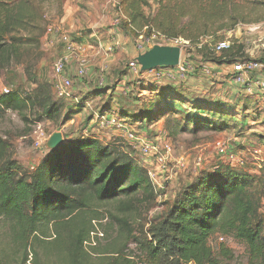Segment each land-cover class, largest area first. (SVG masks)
Instances as JSON below:
<instances>
[{
  "label": "rangeland",
  "instance_id": "obj_1",
  "mask_svg": "<svg viewBox=\"0 0 264 264\" xmlns=\"http://www.w3.org/2000/svg\"><path fill=\"white\" fill-rule=\"evenodd\" d=\"M118 1L2 0L1 16L9 11L13 21H19V24L7 36V39L14 38L13 43L8 42L9 40L6 42L14 44L18 52L0 68V87H7L10 91H30L35 85L28 77L27 70H30L36 83L46 82L52 86L55 80L54 65L64 50L56 37L52 38L47 34L49 27H59L72 37L81 33L83 39L80 41L89 48L85 54L89 70L86 78L74 77L73 63L66 66V75L73 84L69 91L71 97L65 100L70 102L66 106H74L82 98L88 100L89 106L84 111H78L77 107L69 110L67 106V112L62 114H67L71 120L58 125L40 119L38 112L25 113V119L15 112L1 114L0 138L8 145L6 156L24 169H31L49 153L46 143L54 133H60L64 137L63 144L80 138L101 137L102 134L117 136L116 132L101 130L96 124V114L105 110V114L118 116L125 121L127 127L140 139L158 144L161 151L169 149L168 171L161 173L150 155L143 157L137 149H130L122 139L115 136L102 137V143H117L140 167L153 175L156 200L150 207L140 206L141 217L133 215L130 219L136 230L145 221L160 218L176 195L196 180L198 173L212 172L220 165H228L227 160L216 153L215 143L218 141L230 147L231 153L238 159L237 163L243 162L241 168L230 165L233 170L259 177V183L253 187L252 192L260 197L259 213L264 215V95H259L258 90L253 94L244 93L242 88L231 83L228 76L234 62L241 59H264V0H250L239 12L248 24H240L231 31L219 34L230 45L232 42L243 45L240 53L231 58H223L221 54H212L206 50L202 55L196 53L194 47L184 43L181 56L189 69L183 79L155 80L147 71L140 73L142 78L139 82L134 76L130 77L134 80L124 84L127 94L120 89L119 77L127 74L126 65L131 60L129 50L134 51L137 44L147 39L145 34L148 27H143L139 36L134 38L133 34L126 36L120 26L116 35L126 41L124 49H115L106 59L103 51L94 44L96 36L105 45L108 38L105 31H112V22L119 17L115 10ZM146 1L148 7H142L143 18L147 19L146 26L154 27L152 21L159 10L158 1ZM182 13L187 14L183 23L193 21L194 28L199 27L200 23L196 18L201 16L187 8ZM254 19L263 21L251 23ZM215 25L217 24L213 23ZM116 40L120 45V40ZM205 57L216 61L204 62ZM206 63L216 67L226 64L229 68L225 73L219 74L216 67L210 70ZM105 66L107 68L103 71ZM99 76L104 80L101 87ZM101 88H105V91L91 92ZM95 110L97 113L93 114ZM122 110H125V114L121 113ZM86 129L88 132H85ZM94 207L95 210H87L82 215L92 218L93 213L99 214L92 218L96 219L95 224L92 223L93 233L97 229L103 234V238L97 239L95 236L86 246L87 252L96 257V253L102 252L111 242L120 244L121 240H118L117 230L109 221V213L115 212L116 205L109 203ZM13 235L9 221L0 216V261L3 264L21 262V249L15 243ZM218 238H223L221 245L231 251L232 258L224 264L249 263L245 244L220 231L210 241L214 251L220 247ZM53 239L52 234L48 233L45 240L50 245ZM53 248L40 247L43 262L64 264L62 254ZM128 249L131 250L132 246ZM25 264L31 263L27 261ZM93 264H98V261L94 260Z\"/></svg>",
  "mask_w": 264,
  "mask_h": 264
},
{
  "label": "trees",
  "instance_id": "obj_2",
  "mask_svg": "<svg viewBox=\"0 0 264 264\" xmlns=\"http://www.w3.org/2000/svg\"><path fill=\"white\" fill-rule=\"evenodd\" d=\"M157 1L154 27H149L142 13V7H148L146 0H119L115 7L119 16L117 29L121 26L126 36L133 34L137 38L141 29L148 27L145 35L157 33L167 39H181L202 55L208 50L231 58L243 50L244 46L237 42L220 53L214 52V46L223 42L220 33L248 24L239 12L250 0ZM1 2L0 68L18 52L6 40L13 43L14 38L7 36L19 24L9 11L1 16ZM185 8L201 16L196 18L198 28H194L193 21L183 23L187 16L182 13ZM260 21L263 20L254 19L251 23ZM255 62L264 65V59ZM26 73L34 88L1 95L0 115L15 112L25 119V113L38 112L40 119L58 125L71 120L62 114L67 112V106L69 110H80L87 104L81 98L74 106H66L68 101L55 98L51 84L36 83L30 70ZM126 73L120 80L125 76V82L134 80L128 70ZM104 89H95L93 93ZM123 92L127 94L126 90ZM124 111L121 113L125 114ZM7 147L0 138V216L12 226L14 241L21 249L20 264H45L40 255L42 246H53L62 254L64 264H93L94 260L98 264H224L232 258L231 251L221 243L214 251L210 241L217 231L245 244L248 264H264V215L259 213L260 197L252 192L259 183L256 175L233 170L229 165H220L212 172L201 171L194 182L176 195L160 218L145 221L136 230L130 219L133 215L141 217L140 206L150 207L157 192L147 170L119 146L105 145L95 137L80 138L49 150L31 169H24L6 156ZM109 203L116 205L115 212L109 213V221L121 243L111 242L93 257L86 246L94 232L96 219L92 218L99 214L93 211L92 218L82 214L95 210V205ZM48 233L54 237L50 245L45 240Z\"/></svg>",
  "mask_w": 264,
  "mask_h": 264
},
{
  "label": "built area",
  "instance_id": "obj_3",
  "mask_svg": "<svg viewBox=\"0 0 264 264\" xmlns=\"http://www.w3.org/2000/svg\"><path fill=\"white\" fill-rule=\"evenodd\" d=\"M118 18H115L112 22V30L111 36L109 37L108 41H106L104 46L101 42L95 41V45L99 48V50L103 51V55L105 56L104 59L108 58L110 55L114 53L115 49H118L120 45L117 44L116 34L118 33ZM47 34L49 37L57 38L62 44V48L64 50L63 55L56 61L54 65V74L55 80L52 83V91L56 99L59 100H66L71 97L70 89L72 87V80L66 75V66L67 64L74 65V77L77 79L86 78L89 74V70L86 67L87 61L86 56L89 51L87 45H85L82 41L83 37L82 34H76L74 37L67 35L59 27H49L47 29ZM114 41H116L114 43ZM108 43V44H107ZM184 41L181 39H167L161 37L157 33H152L151 35L147 36V39H144L137 44L135 49L138 53L147 51L151 49L155 45L159 46H169V47H179L181 49V54L183 51ZM230 47V44L226 41L217 43L214 46V52L220 53L224 50H227ZM102 55V56H103ZM106 66L104 67L103 71L106 70ZM189 65L182 61V56H180V61L177 67L173 69H156L152 71H148L147 73H151L152 77L155 80L160 79H167V80H176V79H183L188 72ZM128 73L135 77V79H141L139 66L137 63L132 59L127 64ZM264 70V65H261L258 62L252 60L246 61H238L232 63L229 72V80L232 84L240 87L243 89V92L246 94H253L256 90L264 91V84H262L256 77L255 74ZM99 86H103V78L99 76ZM124 81L128 80V77H123ZM11 91L4 86L0 87V96L7 95ZM109 114V113H108ZM97 117V126L101 130H111L116 132L119 137L124 141V143L132 150L139 151L141 155L147 156L150 155L153 158L155 166L157 170L161 173H166L168 171V153L169 149L165 152L161 151L158 147V144L152 143L148 140L140 139L139 136L134 135V133L127 127L126 122L122 121L118 116L103 113V114H96ZM39 129V127L37 128ZM85 132H88L86 129ZM215 150L219 156L224 157L228 165H236L241 168L243 162H238V159L231 153L230 147L226 145L224 142H216L215 143ZM256 154V152L254 151ZM168 161V162H167ZM233 163V164H232ZM147 170V169H146ZM148 176L155 186L154 178L152 173L147 170ZM91 241L93 237H98L99 239L103 237L102 233H99L96 229V233L91 234ZM218 242L222 243L223 238H218ZM92 245L95 246V243L92 242Z\"/></svg>",
  "mask_w": 264,
  "mask_h": 264
},
{
  "label": "water",
  "instance_id": "obj_4",
  "mask_svg": "<svg viewBox=\"0 0 264 264\" xmlns=\"http://www.w3.org/2000/svg\"><path fill=\"white\" fill-rule=\"evenodd\" d=\"M181 56L179 47L155 45L151 49L139 53L134 61L139 66L140 73L156 69H173L178 66ZM64 143L60 133H54L46 143V148L52 150Z\"/></svg>",
  "mask_w": 264,
  "mask_h": 264
},
{
  "label": "crops",
  "instance_id": "obj_5",
  "mask_svg": "<svg viewBox=\"0 0 264 264\" xmlns=\"http://www.w3.org/2000/svg\"><path fill=\"white\" fill-rule=\"evenodd\" d=\"M111 16V15H110ZM113 32V30L111 31V29H109V30H106L105 31V34H107V36H108V38L111 36V33ZM94 38V37H93ZM108 38L106 39V41H108ZM95 40H94V43H95V41L96 40H98L97 38H96V36H95V38H94ZM116 39H118V40H120L119 42H120V48H122V49H124V47H123V45L126 43V41H124L121 37L119 38V35H116ZM105 41V42H106ZM129 52H130V54H131V59H134L139 53H138V51H135V49H134V51H132V50H129ZM110 58H112L113 59V57H110ZM207 66H208V68L210 69V70H214V68L216 67V65H213V64H210V63H208V64H206ZM217 69V71H218V73L220 74V73H225L227 70H228V66L226 65V64H222V65H219V67H216ZM255 77L259 80V81H261V83L262 84H264V71H262V72H259V73H256L255 74ZM131 82V81H130ZM126 82L124 81V79H123V77L121 78V80H120V83L119 84H121L120 85V89H122V90H125V88H124V84H125ZM198 84H196V86H197ZM199 86V85H198ZM95 90V89H94ZM93 90V91H94ZM93 91H91V92H93ZM82 92V91H81ZM259 95H264V92L262 91H259V93H258ZM112 97H113V95H112ZM111 97V99L113 100V98ZM86 106H89V103H88V100H87V104L85 105V107L84 108H82V109H80L81 111H84L85 109H86ZM80 110H78V111H80ZM97 113V111L95 110V111H93V114H96ZM111 113V112H110ZM81 115V114H80ZM102 134V133H101ZM114 137L115 135H110V136H107V135H101V137H96L101 143H102V137ZM118 136V135H117ZM117 136H115L116 138H117ZM62 138H63V140H64V137L62 136ZM116 140V139H115ZM103 144H105V145H108V144H106V143H103ZM115 144V146H117V143H114V142H112V143H110L109 145H114ZM121 148V150H123L124 152H126L125 151V149H123L122 147H120Z\"/></svg>",
  "mask_w": 264,
  "mask_h": 264
}]
</instances>
